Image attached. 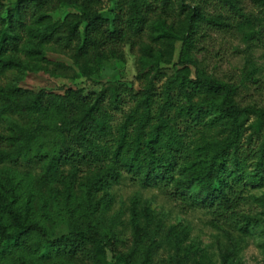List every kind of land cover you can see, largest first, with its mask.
Returning a JSON list of instances; mask_svg holds the SVG:
<instances>
[{"label":"trees","instance_id":"obj_1","mask_svg":"<svg viewBox=\"0 0 264 264\" xmlns=\"http://www.w3.org/2000/svg\"><path fill=\"white\" fill-rule=\"evenodd\" d=\"M177 1L123 0L122 16L110 19L102 13L103 0H0V77L13 72L63 77L69 68L46 58L57 54L67 56L87 78L90 67L121 60L124 46L133 47L143 37L150 42L141 48L145 65L156 67V75L161 64L172 63L173 44L181 42V69L164 86L160 103L151 85L132 93L131 108L115 130L106 104L113 108L119 103L116 90L108 98L105 92L85 94L72 86L27 92L0 86V100L9 102L2 104L0 119L9 111L59 123L33 119L27 127L11 129L4 141L13 155L0 151V162L13 157L44 161L42 178L57 173L69 158L88 167L79 182L81 196L74 195L73 172L63 184L61 203H50L12 172L0 173V264H151L150 250L141 245L142 231L134 230L129 252L112 248L113 237L104 240L101 214L106 206L92 192L120 182L124 173L141 183L171 187L188 209L205 210L245 231L256 227V218L244 213L241 204L244 192L264 179V134L257 135L264 110L241 109L237 87L203 75L186 60L194 19L168 22ZM218 1L248 22L239 0ZM251 1L264 10V0ZM61 7L72 13L55 21L51 14ZM194 15L205 24L228 26L221 15ZM251 111L257 114L256 139L249 136L244 146L243 118ZM47 135L51 151L43 150L41 137ZM254 201L264 210V198ZM55 219V224L68 225L67 233L53 236L48 222ZM169 233L180 248L181 232Z\"/></svg>","mask_w":264,"mask_h":264},{"label":"rangeland","instance_id":"obj_2","mask_svg":"<svg viewBox=\"0 0 264 264\" xmlns=\"http://www.w3.org/2000/svg\"><path fill=\"white\" fill-rule=\"evenodd\" d=\"M238 6L248 22L218 0H178L168 22L181 19L188 24L190 17L193 18L194 24L190 29L193 41L191 49L186 52V60L194 63L203 75L237 87L235 99L241 109L254 107L264 110V10L251 0H239ZM123 11V0H103L102 13L105 17L111 19L122 16ZM195 12L212 18L221 15L227 19L228 26L202 23L195 17ZM70 13L71 9L61 7L51 16L55 21H61ZM254 32L257 34L248 38ZM148 43V38L143 37L133 47L125 45L121 60L107 61L98 68L90 67L87 78L67 56L46 54L50 61L69 68L64 70L65 76L53 78L44 73L13 72L0 77V86L16 87L26 92L72 86L82 89L85 94L98 95L105 92L108 98L116 90L119 103L113 108L109 106L110 102L107 101L106 104L115 130L131 108L132 93L140 94L151 85L158 105L164 86L181 69L177 65L180 41L173 44L172 63L161 64L156 75L157 68L145 65L147 60H144L141 50ZM194 72L191 67L192 78ZM3 103L9 102L0 100V109ZM33 119L42 123L59 124L54 119L47 121L42 116L7 111L0 119V151L3 154L12 153V148L4 141L9 131L27 127L32 124ZM256 120L257 114L254 111L244 115V146H247L248 137L253 135ZM180 128L185 130L182 124ZM191 133L187 132L188 135ZM262 134L264 117L257 135L260 138ZM41 138L46 142L43 150L51 151L52 144L48 143L50 136ZM255 139L256 136L253 135L254 143ZM43 162L13 157L0 162V173L12 172L23 180L26 187L34 186L50 203L55 199L61 203L63 184L69 175L76 172L73 192L76 198L81 196L79 182L87 175L86 165L77 166L69 158L65 164L60 165L57 173H53L50 178H42ZM92 193L96 199H100L101 206H106L101 214V225L106 230L104 240L108 243L113 237L111 246L119 252H129L132 249L134 230L138 229L145 235V242L141 245L145 252L150 250L151 264H264V210L254 201L264 198V179L261 185L248 188L243 195L246 200L241 204V210L257 220L256 227L247 231L216 218L205 210L186 208L172 194L171 187L141 183L138 178L126 173L122 174L120 182L106 183ZM56 222V219L48 222L49 227H53L54 237L68 232L67 224H55ZM172 229L181 232L183 242L180 248H177L170 237ZM107 260L105 262L109 263Z\"/></svg>","mask_w":264,"mask_h":264}]
</instances>
